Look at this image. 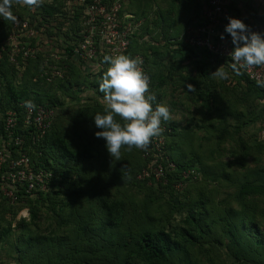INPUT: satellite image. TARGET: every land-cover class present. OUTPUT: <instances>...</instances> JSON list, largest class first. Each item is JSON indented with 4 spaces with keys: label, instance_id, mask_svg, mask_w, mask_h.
Wrapping results in <instances>:
<instances>
[{
    "label": "trees",
    "instance_id": "1",
    "mask_svg": "<svg viewBox=\"0 0 264 264\" xmlns=\"http://www.w3.org/2000/svg\"><path fill=\"white\" fill-rule=\"evenodd\" d=\"M67 2L43 0L37 8L13 3L11 10L17 21L26 19L39 30L31 43L41 45L43 52L34 60L22 61L19 55L15 56L16 64L8 60L7 37L13 22L0 18V148L6 136L3 123L8 110L20 111L18 105L26 101L54 109L52 125L38 142H32L33 131L22 128L21 123L16 130L23 143L9 148L3 170L8 162L25 154L30 170L48 171L52 177L45 191L27 195L24 188L18 187L15 205H10L0 191V210L14 213L26 208L29 213L28 220L20 219L15 228L11 224L5 229L0 225V242L7 239L5 248L12 246L17 264H199L192 251L205 244L224 248L237 264H264V224L258 220L261 210L249 200L255 191H264L263 170H250L239 176L205 166L197 155L184 153L177 140H191L192 130L169 120L161 123L165 128L162 155L176 168L167 174L165 184L138 179L141 170L156 157L147 159L136 148L130 156L127 147H122L119 161L109 156L105 141L94 135V130L101 129L96 128L93 119L95 114H103L106 107L99 83L108 64L103 62L86 72L72 60L80 22L78 11L71 14L76 10ZM224 3L223 24L215 33L217 41L233 47L224 32L227 17L240 19L252 31L264 34V9L252 0ZM203 10L204 0H125L121 12L133 16L134 25L125 55L142 57L152 93H159L166 80H176L184 94L201 101L211 89L217 91L214 86L222 85L224 89L239 90L256 102L262 101L264 109V86L250 81L241 69L236 74L230 60L186 44L185 32L181 38H168L165 34L163 40L161 32L155 33L159 27L164 31V25H180L181 21L186 31L203 26ZM50 52L65 54L66 59L60 64L64 62L66 68L62 78L47 82L40 75V66ZM149 58L153 61L149 62ZM151 66L155 67L154 74ZM220 66L230 77L221 83V79L211 75ZM188 85L193 89L189 90ZM85 89L95 92L84 94ZM73 106L78 107L71 109ZM58 112L64 115L61 123L56 120ZM252 122L256 120L248 123ZM209 127L215 128L212 123ZM186 169H192L197 178L183 179L185 186L178 191L174 186ZM200 174L204 181L211 179L216 184L210 197L199 189L204 181L197 185ZM137 195L141 200L135 201ZM159 201L168 210L156 215L151 207ZM39 222L49 229L38 230ZM15 231L18 236L11 244L8 238Z\"/></svg>",
    "mask_w": 264,
    "mask_h": 264
},
{
    "label": "built area",
    "instance_id": "2",
    "mask_svg": "<svg viewBox=\"0 0 264 264\" xmlns=\"http://www.w3.org/2000/svg\"><path fill=\"white\" fill-rule=\"evenodd\" d=\"M69 3L76 12L80 22L78 41L75 45L71 58L80 64L86 72L100 67L104 62L105 56L125 54L128 50L129 39L134 30L132 23L133 16L122 13V5L125 0H58ZM259 8L264 9V0H252ZM224 0H204L203 26L190 27L186 31L185 43L212 53L219 58H226L232 63L230 54L231 47L215 39L217 28L222 26L225 16ZM121 14V15H120ZM39 35V30L30 26L28 20L17 21L12 24V31L8 34L7 45L9 47V61L16 64L15 56H21L22 61L27 59L34 60L43 52V47L36 42L31 43L32 39ZM141 56L135 55L133 58ZM66 56L58 52H50L42 59L41 77L47 82L53 79L62 78V70L66 68L64 62ZM143 61V59H142ZM142 68L146 73L144 61ZM244 75L253 82L264 80V69L261 67L239 68ZM147 74V73H146ZM148 75V74H147ZM151 90V87H150ZM152 92V90H151ZM20 111L16 109L8 110L5 113L3 131L6 136L2 139L0 148V191L2 196L10 205H15L17 196L15 190L18 187L24 188L25 194L33 191H45L48 181L52 175L48 171H32L28 168L29 158L25 154H20L18 158L7 163L6 170H3L4 163L7 161L9 148L21 146L23 138L17 134L20 123L22 128L31 129L30 135L33 143L42 139L50 129L54 119V109L44 105L25 106L20 103ZM153 107H155L153 105ZM159 136L153 137L144 157H156L150 165L146 166L138 175V179L147 180L149 183H166L167 174L173 172L175 164L166 156H163L165 144L164 131ZM161 156V157H160ZM182 180L176 183L174 188L178 191L185 186L183 179H196L197 175L192 169L181 171ZM23 214V213H22Z\"/></svg>",
    "mask_w": 264,
    "mask_h": 264
},
{
    "label": "rangeland",
    "instance_id": "3",
    "mask_svg": "<svg viewBox=\"0 0 264 264\" xmlns=\"http://www.w3.org/2000/svg\"><path fill=\"white\" fill-rule=\"evenodd\" d=\"M151 61L153 60L150 59L149 62ZM151 67L152 74H154L155 67ZM156 74L158 76V73ZM216 82H218V79ZM221 86L220 88L214 86L217 91L211 89L208 97L201 101L198 98L184 94L183 87L179 86L176 80H166L159 93L153 91L158 96L157 101L169 107V121L179 123L178 126L181 128L188 127L192 130L191 137L189 136L191 140L185 141V139L177 138L184 153L187 155L195 154L205 166H209L214 170L218 168L233 175L241 176L245 173L247 175L248 172H251L250 170L264 171V139L261 138L262 133H264L263 102H256L251 97H244L239 90L224 89ZM84 91V94L95 92L91 89H85ZM59 98H61V95H59ZM64 100L67 102L66 96H64ZM259 116L260 119L258 120ZM56 120L61 123L64 121V115L58 112ZM250 120H256V122L248 123ZM244 122L247 123L243 124ZM210 123L215 126L216 130L214 127L211 130ZM74 131L77 133V129H74ZM94 131L96 132V130ZM134 151L135 148H132L129 155H133ZM239 163H242V165H239ZM198 180L197 185H201L204 181L201 174ZM204 183L199 189L206 197H210V190H214L216 184L211 179L204 181ZM132 193L135 192L132 191ZM139 200H141V196L137 195L135 201ZM249 200L257 210L260 208L261 212L258 214V220L261 224H264V191H255L254 194L249 196ZM151 208L153 214L168 210V206L160 201L154 203ZM3 211L5 210H0L3 217H0V225L4 229L8 224L15 228L20 219L28 220L29 217L26 208L17 210L14 213ZM181 212L183 213V211ZM175 214L174 216H176ZM39 223L40 226L36 227L38 230L45 231L49 229L43 222ZM17 236L18 232L15 231L8 238L11 244L15 243ZM4 242H7V239L2 243L0 242V264H17L12 246L8 244V247L5 248ZM192 255L199 264H237L227 255L224 248L211 244L194 248Z\"/></svg>",
    "mask_w": 264,
    "mask_h": 264
},
{
    "label": "clouds",
    "instance_id": "4",
    "mask_svg": "<svg viewBox=\"0 0 264 264\" xmlns=\"http://www.w3.org/2000/svg\"><path fill=\"white\" fill-rule=\"evenodd\" d=\"M13 3L37 8L43 0H0V18L16 23L17 18L11 10ZM227 21L224 32L230 36L233 46L228 53L233 71L239 74V68L264 67V34L252 31L240 19L227 17ZM220 39H224L223 33ZM103 59L108 67L101 77L99 92L103 93L106 107L103 114L93 117L96 128L101 129L94 135L105 141L109 156L119 161L122 147L129 151L132 148L147 150L151 139L163 131L162 121L170 119V109L156 102L157 97L150 90V77L142 68V59L125 54ZM211 75L221 80L230 78L221 66ZM257 83L264 86V80ZM188 87L193 89L192 85ZM25 106L33 105L26 101Z\"/></svg>",
    "mask_w": 264,
    "mask_h": 264
},
{
    "label": "crops",
    "instance_id": "5",
    "mask_svg": "<svg viewBox=\"0 0 264 264\" xmlns=\"http://www.w3.org/2000/svg\"><path fill=\"white\" fill-rule=\"evenodd\" d=\"M184 26L185 25H184V23L182 21H181L180 25L175 24V23H172L170 25L167 24V25H164V31L162 30V28L159 27V28L156 29V32L155 33H160L161 32V38H162V40H163V38H165V36H166L165 34H168L167 35L168 38H173V37H176V36H179L181 38L183 36L184 32L186 33L185 28H183ZM167 37H166V39H167ZM164 44H165L164 41H161V44L160 45L163 46ZM170 55H171V53H169V56H167L166 59H169Z\"/></svg>",
    "mask_w": 264,
    "mask_h": 264
}]
</instances>
